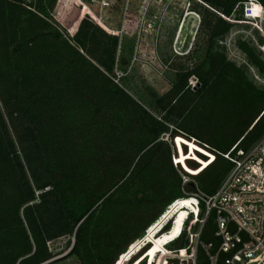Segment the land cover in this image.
Instances as JSON below:
<instances>
[{"label":"trees","instance_id":"obj_1","mask_svg":"<svg viewBox=\"0 0 264 264\" xmlns=\"http://www.w3.org/2000/svg\"><path fill=\"white\" fill-rule=\"evenodd\" d=\"M196 1L206 38L148 106L115 73L116 51L100 56L105 33L86 8L76 27L75 0H37V11L0 0V264H55L71 245L82 264H165L184 208L198 211L189 195L214 194L233 167L223 153L264 135V88L216 45L227 17L249 2L256 19L264 0ZM58 2L71 36L52 20ZM237 43L264 74V58ZM216 230L212 210L201 241L218 246ZM197 264H210L201 244Z\"/></svg>","mask_w":264,"mask_h":264},{"label":"rangeland","instance_id":"obj_2","mask_svg":"<svg viewBox=\"0 0 264 264\" xmlns=\"http://www.w3.org/2000/svg\"><path fill=\"white\" fill-rule=\"evenodd\" d=\"M58 4L52 20L70 35L73 31L65 22L72 12L63 10V3L61 7ZM75 6L78 18L76 27L81 23L86 8L90 12L89 22L96 19V24L105 33V48L98 50L100 56L108 59L116 51L115 73L119 79H124L122 83L127 90L148 106H151L150 101L155 93H164L175 81L173 65H191L190 54L206 38L208 11L204 14V7L196 0H75ZM245 6L243 10L238 7L227 17L233 27L217 39L216 45L242 66L260 88H264V74L252 64L237 43L239 39L248 41L256 53L264 58V6L256 19L246 18ZM79 9H82L81 14ZM189 12L192 14L187 16ZM122 56L128 57L129 64H121ZM196 80V77H192L190 83ZM184 210L173 236L179 234L182 221L190 213L189 208L185 207ZM190 218L189 225L197 228L199 222L196 223V217L190 215ZM173 236L164 244L168 250L176 248V245L170 244ZM71 249L72 245L50 261L57 260L55 264H82L76 255L67 256Z\"/></svg>","mask_w":264,"mask_h":264},{"label":"built area","instance_id":"obj_3","mask_svg":"<svg viewBox=\"0 0 264 264\" xmlns=\"http://www.w3.org/2000/svg\"><path fill=\"white\" fill-rule=\"evenodd\" d=\"M36 1L26 0L27 6L37 11ZM197 82L193 81L192 85ZM238 144L223 153L233 167L218 190L214 194H193L198 199V211L190 215L196 217L199 225L197 228L190 226L191 218L188 219L184 226L187 245L169 249L165 264L170 258H179L185 264H197L200 244L210 264H264V135L249 149L238 148ZM212 210L216 212V235L221 239L218 246L200 239L203 225ZM169 223L171 221L166 226Z\"/></svg>","mask_w":264,"mask_h":264},{"label":"water","instance_id":"obj_4","mask_svg":"<svg viewBox=\"0 0 264 264\" xmlns=\"http://www.w3.org/2000/svg\"><path fill=\"white\" fill-rule=\"evenodd\" d=\"M200 84H201V83L197 82V84L194 86V88L196 89ZM145 232H147V229L145 230ZM144 234H145V233H144ZM144 237H145V236H144ZM144 237H143V238H144ZM147 243H148V242H147ZM129 248H130V246H129L128 249H127V253L130 252V249H129ZM70 251H71V250H69L66 254H68ZM127 253H126V254H127ZM66 254H65V255H66ZM122 254H123V253H122ZM122 254L119 256V258H121Z\"/></svg>","mask_w":264,"mask_h":264},{"label":"bare ground","instance_id":"obj_5","mask_svg":"<svg viewBox=\"0 0 264 264\" xmlns=\"http://www.w3.org/2000/svg\"><path fill=\"white\" fill-rule=\"evenodd\" d=\"M191 14H192V13L189 12V13L187 14V16H190ZM189 196H193V197H195L193 194H192V195L190 194ZM195 198H196V197H195ZM193 212H194V211H191V210H190V213H189V214H191V213H193ZM183 230H184V228H183Z\"/></svg>","mask_w":264,"mask_h":264}]
</instances>
